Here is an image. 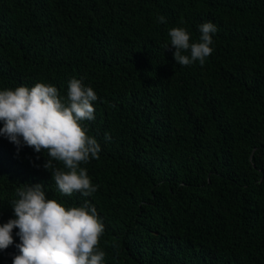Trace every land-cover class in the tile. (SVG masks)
Listing matches in <instances>:
<instances>
[{
	"label": "trees",
	"instance_id": "trees-1",
	"mask_svg": "<svg viewBox=\"0 0 264 264\" xmlns=\"http://www.w3.org/2000/svg\"><path fill=\"white\" fill-rule=\"evenodd\" d=\"M206 22L212 54L177 64L169 31L198 42ZM71 78L98 96L85 127L102 150L81 165L98 190L61 195L46 152L0 136V226L15 189L40 183L95 207L103 264H264V0H0V90L66 98ZM17 231L0 264L19 255Z\"/></svg>",
	"mask_w": 264,
	"mask_h": 264
},
{
	"label": "clouds",
	"instance_id": "clouds-1",
	"mask_svg": "<svg viewBox=\"0 0 264 264\" xmlns=\"http://www.w3.org/2000/svg\"><path fill=\"white\" fill-rule=\"evenodd\" d=\"M158 22L165 23V17L159 16ZM198 30V42H190L191 36L183 27L169 31L170 42L164 43V49H174L177 64L199 62L203 66L212 54L216 26L206 22ZM97 100L95 91L77 78L69 80L66 98L46 83L0 90V136L18 150L27 146L36 153L46 152L43 168L51 170L61 195L79 193L90 197L98 185L91 182L81 165L98 160L102 150L85 127L86 121L95 120L93 102ZM110 139L105 133V140ZM54 161L63 167H57ZM15 195L10 204L15 219L0 226V250L13 245V230L18 229L15 235L20 243L15 246L19 255L13 257L12 264H103L106 254L99 242L104 225L95 207L85 201L82 206L66 208L47 198L45 186L40 183L19 185Z\"/></svg>",
	"mask_w": 264,
	"mask_h": 264
}]
</instances>
